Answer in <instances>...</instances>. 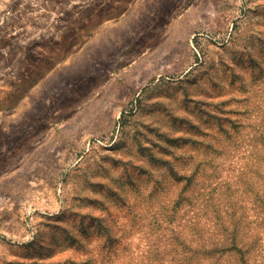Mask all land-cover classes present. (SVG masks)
<instances>
[{
	"label": "rangeland",
	"instance_id": "1",
	"mask_svg": "<svg viewBox=\"0 0 264 264\" xmlns=\"http://www.w3.org/2000/svg\"><path fill=\"white\" fill-rule=\"evenodd\" d=\"M0 264H264V0H0Z\"/></svg>",
	"mask_w": 264,
	"mask_h": 264
},
{
	"label": "trees",
	"instance_id": "2",
	"mask_svg": "<svg viewBox=\"0 0 264 264\" xmlns=\"http://www.w3.org/2000/svg\"><path fill=\"white\" fill-rule=\"evenodd\" d=\"M232 244H233V245H232ZM231 245L235 247V246H236V243H235V242H233V243H231ZM233 249H234V248H233ZM224 250H225V248H224Z\"/></svg>",
	"mask_w": 264,
	"mask_h": 264
}]
</instances>
